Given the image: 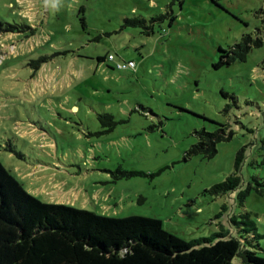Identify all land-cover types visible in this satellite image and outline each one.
Returning a JSON list of instances; mask_svg holds the SVG:
<instances>
[{"label": "rangeland", "instance_id": "1", "mask_svg": "<svg viewBox=\"0 0 264 264\" xmlns=\"http://www.w3.org/2000/svg\"><path fill=\"white\" fill-rule=\"evenodd\" d=\"M170 3L0 0L1 21L34 28L0 32V160L46 202L158 218L187 241L233 232L231 217L246 210L264 236V194L241 205L237 191L209 190L243 147L244 185L264 178V42L216 66L243 36L264 34V0H185L172 6L176 20L151 22ZM136 16L147 27L126 24ZM122 60L136 69L120 70ZM100 113L115 116L113 130ZM224 126L234 134L214 157L190 153L196 131Z\"/></svg>", "mask_w": 264, "mask_h": 264}, {"label": "trees", "instance_id": "2", "mask_svg": "<svg viewBox=\"0 0 264 264\" xmlns=\"http://www.w3.org/2000/svg\"><path fill=\"white\" fill-rule=\"evenodd\" d=\"M184 2L171 0L170 10L151 18V22L167 16L176 20L172 6L176 3L182 6ZM146 23V18L140 16L126 19L128 25L147 27ZM148 28L153 31V25ZM28 30L34 33V28L26 23L0 20L2 33ZM262 35L261 32L257 38L243 36L230 50H223L226 53L216 66L230 65L237 58L245 61L253 46L263 44ZM106 58L99 57V61ZM99 119L109 126L105 131L113 130L118 123L111 113H100ZM226 130L224 126L213 132L196 131L199 140L192 145L190 153L214 157L218 144L230 140L234 134ZM261 143L260 148L264 149V138ZM245 153V147L238 151L235 171L213 185L209 189L211 193L223 195L237 191L236 199L241 205L254 189L264 194V178L252 176L244 185L240 172ZM118 172L127 176L145 175L137 170ZM242 211L231 217L233 232L187 241L167 230L158 218L113 217L64 203L46 202L30 193L0 160V264H233L235 258L239 259L238 264H264V257L257 251L259 238L264 236L257 231L252 213Z\"/></svg>", "mask_w": 264, "mask_h": 264}, {"label": "built area", "instance_id": "3", "mask_svg": "<svg viewBox=\"0 0 264 264\" xmlns=\"http://www.w3.org/2000/svg\"><path fill=\"white\" fill-rule=\"evenodd\" d=\"M107 60L109 61H116V56L112 53L108 55ZM136 62L133 60H122L116 62V67L121 70H128V69H136Z\"/></svg>", "mask_w": 264, "mask_h": 264}]
</instances>
